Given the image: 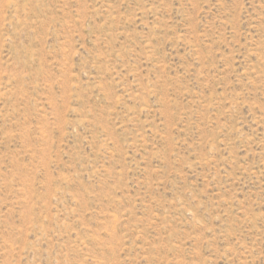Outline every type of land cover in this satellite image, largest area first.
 I'll return each instance as SVG.
<instances>
[{"label": "rangeland", "instance_id": "obj_1", "mask_svg": "<svg viewBox=\"0 0 264 264\" xmlns=\"http://www.w3.org/2000/svg\"><path fill=\"white\" fill-rule=\"evenodd\" d=\"M0 264H264V0H0Z\"/></svg>", "mask_w": 264, "mask_h": 264}]
</instances>
